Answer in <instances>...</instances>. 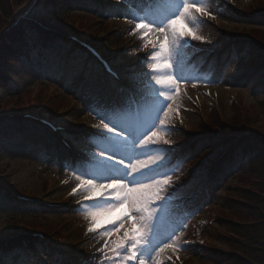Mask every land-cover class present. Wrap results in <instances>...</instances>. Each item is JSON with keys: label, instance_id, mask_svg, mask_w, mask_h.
Listing matches in <instances>:
<instances>
[{"label": "rangeland", "instance_id": "obj_1", "mask_svg": "<svg viewBox=\"0 0 264 264\" xmlns=\"http://www.w3.org/2000/svg\"><path fill=\"white\" fill-rule=\"evenodd\" d=\"M0 3L4 6L0 48L6 33L21 21L37 23L51 35L62 33L93 45L122 79L111 81L86 53L78 52V46L60 39L42 42L30 57L1 63L7 84L0 86V122L4 121L0 123V185L32 204L22 206L0 188V239L22 235L34 243L16 249L0 263L111 264L106 259L111 252L102 249L106 240L111 246L123 229L105 237L104 229L119 227V221L100 220L103 227L89 231L94 225L86 214L89 204L83 203L87 192L81 179L90 177L78 178V173L83 154L100 142L91 134L100 130L102 122L89 109L127 95L119 90L131 87L129 70L146 68L143 58L152 44L164 42L160 32L135 29L136 21L125 15H143L152 6L136 0ZM202 6L203 11L193 10L192 15L197 18L196 34L203 39L192 41L194 47L186 51L183 81L169 102L171 111L164 116L158 112L161 105L142 99L137 111L134 98L125 116L131 123L147 126L159 115L153 129L158 139L162 128L171 129L163 131L170 145L161 142L159 147L176 150L164 170L169 184L160 193L167 196L179 190L167 205L163 230L164 237L174 233L168 241L173 246L155 259L160 264H232L226 255L245 250L255 261L264 262V224H248L235 211L254 208L245 197L257 195L256 181L264 174V160L255 156L256 148L245 137L264 138V0H202ZM177 27L183 29V24ZM34 37V32L28 33L29 39ZM252 44L259 48L252 50ZM29 114L64 131L54 132L25 118ZM252 161H256L254 171ZM259 185L264 200V184ZM237 228L259 233L258 240L242 243L232 232Z\"/></svg>", "mask_w": 264, "mask_h": 264}, {"label": "snow or ice", "instance_id": "obj_2", "mask_svg": "<svg viewBox=\"0 0 264 264\" xmlns=\"http://www.w3.org/2000/svg\"><path fill=\"white\" fill-rule=\"evenodd\" d=\"M123 2L128 3L129 0ZM136 2L152 7L143 15L127 12L125 15L136 21L135 29L145 33L160 32L164 42L159 46L152 44L151 52L143 58L147 62L146 68L129 70L127 79L131 87L119 90L127 91V95L110 104L98 103L89 109L102 122L100 130L91 134L99 137L100 142L83 154L82 168L78 173V178L90 177L81 179V184L86 185L85 201L89 204L86 214L94 225L89 231L102 228L103 224L98 223L100 220L107 224L119 221V227L104 229L105 237L123 229V234L118 235L111 246L106 240L102 249L111 252L106 257L111 264H149L152 261L160 264L155 258L164 248L173 246L168 241L174 233L164 237L163 230L167 205L178 196L179 190L174 189L167 196L160 193L169 184L170 177L164 170L171 163L168 157L175 158L176 150L159 147L161 142L170 145L168 139H163V131L171 129L162 128L158 139V133L153 129L157 127L159 115L147 126L131 123L125 116L134 98L137 99V111L142 99L152 105H161L158 112L167 116L171 111L169 102L183 81L186 51L194 47L192 41L203 39L196 34L197 18L192 15L193 10L203 11L202 0ZM178 24H183V29L178 28ZM160 123L163 125V121ZM160 152H166L168 156L154 155ZM98 188L109 191L97 193L95 190Z\"/></svg>", "mask_w": 264, "mask_h": 264}, {"label": "trees", "instance_id": "obj_3", "mask_svg": "<svg viewBox=\"0 0 264 264\" xmlns=\"http://www.w3.org/2000/svg\"><path fill=\"white\" fill-rule=\"evenodd\" d=\"M1 4V3H0ZM2 8H4L3 4L1 5ZM0 7V8H1ZM34 32L35 37L34 39L28 38V33ZM52 38V39H51ZM56 38H53L50 33L42 29L37 24H30L26 21H21L19 25L16 28H11L8 33H6L5 38L2 40V47L0 48V66L1 63L5 64L7 62H16L18 59H21L22 57H30L32 54V50H37L39 46H41L42 42L43 45H47L49 42H56V40H53ZM41 44V45H40ZM252 50L258 49L259 46L256 44L251 45ZM24 51H27L26 53ZM262 62V61H261ZM7 78L4 77V73H0V86H5L7 84ZM246 139H251L247 142L248 145H250L252 148H256L255 156L261 157L262 160H264V138L260 135H248L245 136ZM254 161L250 163L251 166H253V171L255 169ZM261 179L256 181L257 185L256 187L259 189L257 195H250L245 197L246 204L251 203L252 206L254 205L253 209H237L236 213L239 217H242V219H245L248 224L253 223V225H259L264 224V200H260L262 196H259V192L262 190V186L259 184H264V174L261 175ZM0 188L2 190H12L8 187H5L4 185H0ZM8 199L17 202L18 204H22L19 201L15 200L14 197H12L10 194L6 193ZM250 204V205H251ZM25 205V204H24ZM27 205V204H26ZM251 222V223H250ZM247 227L248 225L245 224ZM247 229V228H244ZM243 228H237L233 229L232 232L237 234L240 238H242V243H255L254 240H258L259 233H255V231H249L244 230ZM31 237L22 236L20 238H12L11 240H0V258L1 261L7 260L16 249H19L23 246H30L34 243V241H31ZM225 258H229L230 262L232 264H249L248 262L255 263V264H264V262L259 259V261H255L256 258L249 255L245 250H242V254H236V255H226ZM254 259V261L252 260ZM0 261V262H1ZM264 261V260H263ZM1 264V263H0Z\"/></svg>", "mask_w": 264, "mask_h": 264}]
</instances>
